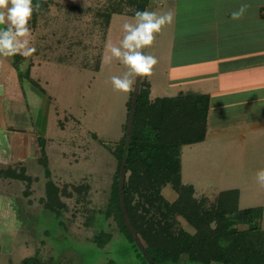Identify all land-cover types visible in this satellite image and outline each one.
Instances as JSON below:
<instances>
[{
  "label": "rangeland",
  "instance_id": "1",
  "mask_svg": "<svg viewBox=\"0 0 264 264\" xmlns=\"http://www.w3.org/2000/svg\"><path fill=\"white\" fill-rule=\"evenodd\" d=\"M47 1L50 5L34 24L29 21L36 51L18 62L20 70L29 67L30 77L45 92L24 81L16 88L18 93L4 95L7 129H0L5 134L0 152L8 158H0V169L23 165L34 180L24 194L25 182L0 176V264H20L30 256L46 264H105L109 259L116 264H145L134 241L119 233L111 217L102 216L117 163L99 142L114 145L121 137L130 95L113 90L111 76L127 69L116 60L105 62V44L119 45L123 24L135 23V13L141 10L125 0ZM187 4V0H149L144 11L157 15L171 11L174 21L155 34L153 45L145 50L158 63L150 77L134 80L133 90L145 80L152 98L180 90L211 94L207 137L182 146L181 179L193 184L197 197L207 196L209 205L220 190L238 188L241 209L262 207L264 228V187L255 180L257 170L264 169V92L252 86L221 91L216 84L221 79L215 74L222 73V63L206 61L204 56H212L214 48L199 42L210 35L197 29L193 17L197 14L191 13L196 11ZM97 9L111 12L107 30L99 20V24L93 21L92 10ZM257 68L251 72H264ZM24 91L26 100H21ZM43 152L51 179L59 187L69 185L73 192L62 196L67 208L61 216L45 210L41 201L47 180L39 160ZM84 183L88 188L82 194L70 187ZM163 193L169 200L176 196L169 186ZM182 224L191 229L185 221ZM100 230L111 234L102 247L93 240ZM162 264L197 263L182 255L177 262Z\"/></svg>",
  "mask_w": 264,
  "mask_h": 264
},
{
  "label": "trees",
  "instance_id": "2",
  "mask_svg": "<svg viewBox=\"0 0 264 264\" xmlns=\"http://www.w3.org/2000/svg\"><path fill=\"white\" fill-rule=\"evenodd\" d=\"M128 5L144 11L149 0H125ZM39 3L31 22L50 2ZM88 10V9H87ZM90 10V9H89ZM91 11V10H90ZM94 23L107 30L111 21L108 10H92ZM33 22V24H34ZM20 85L32 83L41 92L44 88L29 75V67L20 70L24 57H12ZM99 64L94 67L98 70ZM25 94V91L23 95ZM24 98H26L24 96ZM210 95L206 92L178 91L171 96H150V83L142 80L126 101V121L123 133L114 145L99 142L113 155L116 168L102 209L103 218H112L120 234L134 241L137 255L145 264L177 262L182 255L197 264H264V228L260 220L262 207L240 208V190H220L213 204L207 196L197 197L191 183L181 179V148L202 142L209 131ZM93 137L97 135L93 133ZM44 149V146H41ZM47 177L43 208L61 216L67 208L62 196H72L69 185L59 187L50 177L45 152L39 158ZM2 178L25 182L24 194L30 192L34 178L23 165L0 169ZM169 186L176 196L169 200L163 191ZM82 194L88 184L71 185ZM182 221L191 228L183 226ZM111 238L100 230L93 236L102 247ZM20 264H46L37 256L25 257ZM105 264H116L109 259Z\"/></svg>",
  "mask_w": 264,
  "mask_h": 264
},
{
  "label": "crops",
  "instance_id": "3",
  "mask_svg": "<svg viewBox=\"0 0 264 264\" xmlns=\"http://www.w3.org/2000/svg\"><path fill=\"white\" fill-rule=\"evenodd\" d=\"M187 3L185 6H189V8L187 7L189 10L196 11L191 12L197 14L196 17L193 16L194 14L191 16L198 22L197 29L205 30L210 35L199 42L201 47L208 45L214 48L212 56H204L208 58L206 61L222 63V73L217 71L215 74V77L221 79L220 83L216 81V84L222 89L221 91L252 86L253 90L258 87L264 92V76H259L264 72H251L255 67L264 71V0H187ZM242 4H247V9L240 19L233 20L231 13L239 10ZM211 50L209 51L211 52ZM204 57L202 59L205 61ZM195 61L201 60L195 58ZM16 79L18 85L15 83ZM234 80H238V82H234ZM16 88H21V85L17 71L11 65V59L0 58V96L2 95L0 104L3 105H0L2 112H0V129L3 132L7 129V125L3 122L5 119L4 110L2 111L5 102L4 95L6 91L13 94L18 93ZM209 95L211 99V94L209 93ZM22 99L26 100L24 95H21ZM3 134H0V143ZM2 157L8 158L6 152H0V158Z\"/></svg>",
  "mask_w": 264,
  "mask_h": 264
},
{
  "label": "clouds",
  "instance_id": "4",
  "mask_svg": "<svg viewBox=\"0 0 264 264\" xmlns=\"http://www.w3.org/2000/svg\"><path fill=\"white\" fill-rule=\"evenodd\" d=\"M247 7V4H242L239 10L231 13L232 19H240ZM39 8L40 4L33 5L32 0H0V58L20 55L27 59L33 55L36 49L31 46L29 21L34 10L38 11ZM173 21L171 11L161 15L154 11H137L135 23L123 24L124 35L119 45L112 42L105 44L108 53L105 62L116 60L127 69L122 75L111 76L114 91L127 95L133 91L134 80L153 74L158 61L145 50L153 45L155 34ZM255 180L260 187H264V169L257 170Z\"/></svg>",
  "mask_w": 264,
  "mask_h": 264
}]
</instances>
